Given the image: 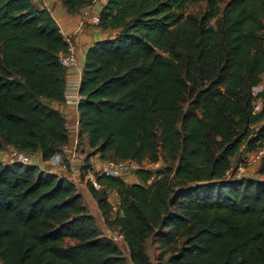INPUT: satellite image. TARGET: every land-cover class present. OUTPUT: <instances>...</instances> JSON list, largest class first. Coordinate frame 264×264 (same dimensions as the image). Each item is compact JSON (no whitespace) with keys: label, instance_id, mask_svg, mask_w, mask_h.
<instances>
[{"label":"trees","instance_id":"16d2710c","mask_svg":"<svg viewBox=\"0 0 264 264\" xmlns=\"http://www.w3.org/2000/svg\"><path fill=\"white\" fill-rule=\"evenodd\" d=\"M107 0L100 25L115 29L86 51L78 137L102 160L167 164L135 170L138 181L98 173L88 188L107 219L116 189L133 264H149L154 233L176 244L163 264H264V178L237 175L232 158L264 140V0ZM69 12L87 0H62ZM224 2L222 9L220 4ZM220 15L219 28L211 19ZM69 42L45 7L0 0V149L50 158L68 142L63 114ZM220 53V54H219ZM219 54V55H218ZM190 99L186 106L185 95ZM75 183L32 163L0 160L2 264H128L88 212ZM66 239L74 242L65 244Z\"/></svg>","mask_w":264,"mask_h":264},{"label":"crops","instance_id":"0c3cea01","mask_svg":"<svg viewBox=\"0 0 264 264\" xmlns=\"http://www.w3.org/2000/svg\"><path fill=\"white\" fill-rule=\"evenodd\" d=\"M31 1L35 6L45 7L49 10V12L59 25L61 33L69 42V45L73 47L76 56V64L66 67L65 77L66 84L76 86L77 84H79L81 78L87 48L94 41L106 37H111L116 32L115 29H104L100 25L92 24L90 20V16L94 13L100 12L102 6L107 2V0H95L93 2H88L74 12H69L63 4L62 0ZM50 104L54 108L58 109L66 119V127L69 134V140L66 143V147L63 149L61 148L65 166L52 164L49 162V159L43 160L39 151L30 152L32 164H37L41 168L56 172L59 175L67 176L75 183L77 187L82 184L80 178L82 176L81 165L86 163L87 161V153L85 154L83 151H81V148L78 149V143L80 141H85L87 143V136L86 134H83L82 137L79 138L77 135L79 116L77 104H71L66 102L65 100H51ZM95 155H97L96 159H94L92 155L88 157V161L91 163V166L94 168V170H96L100 166V163L102 161L98 153H95ZM242 155L250 157L251 151H241L238 155H235L233 157V159H236L234 165L232 164V169L234 170V172L236 174L240 172L243 175L264 178V170H259L260 167L256 168L255 164H249L245 159L243 160L244 162L246 161V163H243L240 160ZM0 160H10L5 150H0ZM240 163H242L243 165L240 167V170L238 169L237 172V168ZM82 177L84 178V176ZM126 177H124L125 180ZM133 181H138V179L136 178ZM78 191L81 193L80 190ZM92 199L94 201V207L96 208L95 213L100 212L101 214V210L99 209L95 198L93 197Z\"/></svg>","mask_w":264,"mask_h":264},{"label":"rangeland","instance_id":"374dc122","mask_svg":"<svg viewBox=\"0 0 264 264\" xmlns=\"http://www.w3.org/2000/svg\"><path fill=\"white\" fill-rule=\"evenodd\" d=\"M223 5H224V2H222L220 4V9H222ZM205 7H206L205 1L204 0H199V1L192 2V3L188 4V6L186 8V12L189 13V14H194V15L199 17L203 13ZM219 18H220V15L211 19V23H212V25L215 28H219ZM261 42H262V46L264 48V28H263L262 33H261ZM259 85L260 86H264V71L262 72V82H260ZM259 85L255 86L253 88V93L255 95L258 92L259 88H260ZM190 96L191 95L189 93H187L185 95V101L182 102L183 106L187 105V103H188V101L190 99ZM262 100H263L262 102H263V105H264V97L262 98ZM253 104H254L255 107H257V108L259 107L258 106L259 103H257V96H256V98H254ZM78 145H79L78 149L81 148V151H83L85 154L87 153V156L92 155L94 157V159H96L97 155H95V153H93L91 147L88 146L85 141H80L78 143ZM250 151L251 150H243V152H250ZM252 154H253V152H251V155ZM243 158H244V155H242V157H241L242 160L241 161L243 163H246V161L244 162ZM7 161H9V160H7ZM235 161H236V159L232 158V164L233 165H234ZM248 163L249 164H255L256 168L260 167L259 170H261V171L264 170V159H260V158L259 159H253V158H250ZM142 164H143V166H145L147 168H150L151 170H153L154 173H156L157 170H161L167 164V161L165 160L164 156L161 155L160 159L157 160V161H144ZM125 177H126V181L127 182H131V181H133V180H135L137 178L136 174H135V171L125 175ZM80 178H81L82 184L77 186L76 188H77V191L78 190L81 191L82 202L86 206L88 212H90V213H92L94 215L96 224L101 228L102 233L106 237L110 238L109 235L112 232L120 230V225L117 224L116 222H114L120 216H116L114 214L108 213L107 219H105L104 216L102 215V213L101 214H100V212L99 213H95V209L96 208L94 207V201L92 199L93 196L90 193V190H88L87 180H86L85 176H84V178L82 176ZM258 178H260V177H258ZM119 232H121V231H119ZM72 242H74V240H72V239H66L64 241L65 244H69V243H72ZM114 242H116L118 244V246L120 247L123 255L125 256V259H126L127 263L128 264H133L131 259H130V257H129L128 247H127L126 242L123 241V240H116ZM174 245H176V244H169V243L167 244L166 243V244L163 245V244L160 243V241L157 239V236L154 233H150L147 236V238L145 239V241H144V248H145V251H146V253H147L148 257H149V264H163V260L173 250L172 247ZM0 264H2L1 260H0Z\"/></svg>","mask_w":264,"mask_h":264},{"label":"built area","instance_id":"2783aa9c","mask_svg":"<svg viewBox=\"0 0 264 264\" xmlns=\"http://www.w3.org/2000/svg\"><path fill=\"white\" fill-rule=\"evenodd\" d=\"M93 1H95V0H87V3L93 2ZM90 20H91L92 24L98 25L100 22L99 12L92 14L90 16ZM59 59L65 67L75 65L76 64V56H75L73 47H71L69 45V48L67 51L60 53ZM78 87H79V84H77L76 86L66 84L65 92H64V100L66 102L71 103V104H77V102L80 98V93H79ZM255 98H256V96H255ZM262 98L263 97H261V96H257V103H259V105H258L259 107L258 108L255 107V111H258L261 109V107L263 105L262 104V101H263ZM65 147H66V143L61 146L62 149ZM61 148H60V150L56 151L50 158H48L50 163L65 166V161L63 159ZM0 150H5L7 152L8 157L10 159L9 161H17V162H22V163H32L31 153L28 151L20 150L13 145H7L3 149H0ZM251 152H253V154L250 157L244 156L243 159L247 160L248 162H249L250 158L264 159V140L262 141V143L259 146H257L255 149L251 150ZM240 160H242V159H240ZM2 161H5V160H2ZM142 163L140 164L134 159L108 158V159H104L101 161L100 166L96 169V171L98 173H104L107 175L125 177V175L135 171L139 167L147 168V167L143 166ZM242 165H243L242 163H240L239 166L237 165L238 166L237 172H238V169L240 170V167ZM240 174H241L240 172L237 173V175H240ZM84 176H85L86 180L90 181L95 188H97V189L101 188V184L97 181L96 174L92 169L86 171ZM107 200L109 201V203L111 205V209H110L111 214H114L116 216H122L123 210L121 208L120 199H119V196H118L116 189H107ZM109 236L114 241L121 240L124 238L123 232H119V231H114Z\"/></svg>","mask_w":264,"mask_h":264}]
</instances>
